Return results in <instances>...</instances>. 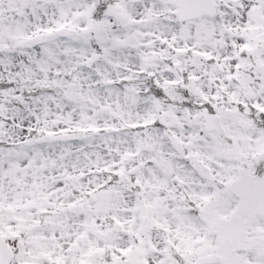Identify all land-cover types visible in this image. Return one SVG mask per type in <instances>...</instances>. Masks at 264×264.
Here are the masks:
<instances>
[{"label": "snow or ice", "instance_id": "obj_1", "mask_svg": "<svg viewBox=\"0 0 264 264\" xmlns=\"http://www.w3.org/2000/svg\"><path fill=\"white\" fill-rule=\"evenodd\" d=\"M0 264H264V0H0Z\"/></svg>", "mask_w": 264, "mask_h": 264}]
</instances>
